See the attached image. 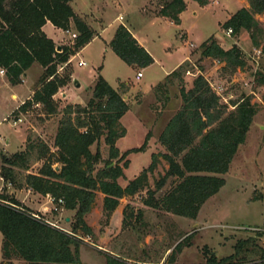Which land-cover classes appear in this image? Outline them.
Instances as JSON below:
<instances>
[{
    "label": "trees",
    "instance_id": "1",
    "mask_svg": "<svg viewBox=\"0 0 264 264\" xmlns=\"http://www.w3.org/2000/svg\"><path fill=\"white\" fill-rule=\"evenodd\" d=\"M72 1L0 0V69L4 70L7 81L18 85L33 64L42 68L39 86L30 99L13 113L14 121L35 105H40L45 115H59L53 138L55 152H51L39 137L27 136L21 150L1 155L0 177L5 184L16 189L25 186L38 195H48L56 207L73 212L69 230H64L36 216L13 196L0 193L1 253L4 260L18 258L27 264H83L80 258L81 237L92 235L84 218L90 213L97 192L103 195V211L110 214L121 198L147 188L148 174L157 164L158 156L153 154L149 166L138 176L125 186L118 182L124 177L123 169L128 166L126 155L143 151L150 136L149 133L146 135L140 148L123 154L116 147L117 140L126 133L120 124V119L129 110L124 100L128 90L125 83L113 88L99 75L86 104L68 103L59 109L54 102L53 97L70 81L69 74H58V68L69 63L70 58L95 34L75 14L70 5ZM194 1L206 4V0ZM246 2L248 8L237 10L221 28L225 31L230 29L233 37H238L245 30L250 34L253 45L257 46L254 33L260 25L254 15L264 13V0ZM185 6L184 0H172L161 6L159 15L179 24V16ZM47 21L64 31L69 30L72 24L77 32L73 45L60 46L57 51L58 45L41 30ZM109 47L127 65L144 68L153 63L150 54L123 25L115 29ZM200 55L224 63V70L244 65L236 45L224 50L212 38L200 45ZM189 69L190 62L183 61L154 88L156 97H162L166 102L169 87L176 85L182 107L158 138L166 150L160 156L168 167L155 182L154 190H148L144 204L194 219L201 206L224 185L221 176L228 172L239 146L245 142L257 110L250 98L244 96L233 102L230 110L201 74H196L191 87L186 89L185 73ZM259 83L264 85V76L260 77ZM93 145L96 146L94 152L91 151ZM39 161L42 164L38 172H28L32 164ZM130 217L131 213L124 210V224ZM255 235L236 241L233 252L223 258L218 259L205 248V264L246 262L256 251H260L264 259V250L257 245V238L262 233ZM180 247L181 242L174 249L179 250Z\"/></svg>",
    "mask_w": 264,
    "mask_h": 264
},
{
    "label": "rangeland",
    "instance_id": "2",
    "mask_svg": "<svg viewBox=\"0 0 264 264\" xmlns=\"http://www.w3.org/2000/svg\"><path fill=\"white\" fill-rule=\"evenodd\" d=\"M170 1L73 0L70 4L75 14L95 33V38L75 53L69 63L58 68V74H69L70 81L53 97L54 102L59 109L68 103L86 104L99 75L113 88L125 83L128 90L124 100L129 110L120 119V124L126 133L117 140L116 147L123 154L140 148L146 135L149 133L150 136L143 151L126 155L128 166L123 169L124 177L118 182L125 186L149 166L153 154L158 156L154 171L148 174L147 188L121 198L110 214L103 211V195L97 192L92 209L84 218L92 235L81 237L80 258L83 264H205V248L218 259L223 258L233 252L236 241L254 237L257 232L262 233L257 238V245L264 250V85L259 83L260 77L264 76V13L254 15L260 25L254 33L257 42L254 46L247 31L242 30L238 37H233L221 28L232 14L243 7L242 4L248 6L246 0H206L204 5L184 0L186 6L179 16V24L159 15L161 6ZM119 25L129 29L150 54L153 59L151 65L144 68L130 66L115 55L109 41ZM45 33L60 42V45L57 44L59 47L72 46L75 39L70 34L77 35L72 24L69 33L61 29L53 30L52 27H47ZM210 38L224 50L236 45L244 65L224 70V63L202 58L200 45ZM186 57L191 68L185 73L186 89L191 87L195 75L201 74L230 110L233 109L232 103L242 96L249 97L257 110L245 142L239 146L228 172L221 176L224 185L201 206L194 219L144 204L148 190H154L155 182L168 167L160 156L166 150L158 138L168 121L182 107L176 85L169 87L166 102L162 97H156L154 88ZM79 61L84 65L78 66ZM137 72L142 75L139 79L135 78ZM41 74L37 64L29 68L26 82L21 78L17 85L19 98L28 94L29 88L39 86ZM74 81L79 83L78 87ZM14 103L8 90L5 87L0 89V118ZM58 118L59 115H45L42 107L35 105L15 122L13 115L1 120L0 165L1 155L22 149L27 136L39 137L51 152H55L53 138ZM95 149L93 145L91 151ZM41 164V161L32 164L28 172L37 173ZM27 189L25 186L16 189L4 183L0 193L22 200L24 203L20 202L29 206L26 208L36 216L43 217L53 226L69 230L72 211L58 208L48 196L33 191L28 193ZM124 210L131 213L126 224L123 222ZM1 242L0 234V264H27L18 258L4 260ZM179 242L180 249H174ZM260 254L256 251L246 262L236 264H264Z\"/></svg>",
    "mask_w": 264,
    "mask_h": 264
},
{
    "label": "crops",
    "instance_id": "3",
    "mask_svg": "<svg viewBox=\"0 0 264 264\" xmlns=\"http://www.w3.org/2000/svg\"><path fill=\"white\" fill-rule=\"evenodd\" d=\"M242 6L244 7V8H248V6H246V5H244V4H242ZM47 27H52V29L53 30H59L58 28H56V27H54L49 21H47L43 26H42V28H41V30H42V32L46 35V37H48V35L45 33V29L47 28ZM129 30V29H128ZM68 32H69V30H68ZM129 32L132 34V32L129 30ZM132 36L135 38V36L132 34ZM48 38H50V37H48ZM95 38V37H94ZM55 44H59L60 45V42H58V41H55V40H53L52 38H50ZM93 40V39H92ZM137 42H138V40H137ZM140 44V43H139ZM87 45V44H86ZM86 45L84 46V47H82L80 50H78L77 52H76V54L78 53V52H80L81 50H83L85 47H86ZM141 45V44H140ZM75 54V55H76ZM74 55V56H75ZM74 56H72L71 58H73ZM187 59V57L184 59V61ZM181 63H182V61H181ZM180 63V64H181ZM33 66V65H32ZM38 67H39V70L42 72V68L38 65ZM29 70V69H28ZM28 70L24 73V75L22 76V80L24 79V81L23 82H26V78H27V74H28ZM141 77H142V75H141ZM140 77V78H141ZM3 87H5L6 88V90H8V92H9V97L13 100L14 99V101H15V103H14V106H12L6 113H4V115H2L1 116V118H0V122H1V120L2 121H4L5 119H8V118H10V116H12L13 115V113L18 109V107L20 106V105H22L25 101H27L28 99H30V97L32 96V94H33V92L37 89H31V88H29L28 90V94L26 93V95H22L20 98L18 97L19 96V94L17 93V85H11L8 81H7V79H6V77H5V75L3 74V75H0V89H2ZM67 87V86H66ZM60 95H64V94H60ZM19 98V99H18ZM21 115V114H20ZM19 115V116H20ZM19 116H18V118H19ZM15 122V121H14ZM23 148V147H22ZM21 150V149H20ZM0 180H1V182H2V185H1V187L0 188H2L3 186H4V181L2 180V178L0 177ZM27 192L28 193H30L31 192V190L30 189H27ZM36 195V194H35ZM37 196V195H36ZM48 196V195H47ZM46 196V197H47ZM48 198L49 199H51L49 196H48ZM20 201H22V200H20ZM19 201V202H20ZM21 203V202H20ZM22 203H24L23 201H22ZM21 203V204H22ZM23 206H25V207H28L29 208V206H27L26 204L24 205V204H22Z\"/></svg>",
    "mask_w": 264,
    "mask_h": 264
},
{
    "label": "built area",
    "instance_id": "4",
    "mask_svg": "<svg viewBox=\"0 0 264 264\" xmlns=\"http://www.w3.org/2000/svg\"><path fill=\"white\" fill-rule=\"evenodd\" d=\"M66 33H69L68 30H66ZM226 33L229 35V34L231 33V30L228 29V30L226 31ZM70 37L73 38V39H75V38H76V34H75V33H71V34H70ZM82 65H84V62L79 61V62H78V66H82ZM2 74H4V70H3V69H0V75H2ZM140 77H141V73H140V72H137L135 78H136V79H139Z\"/></svg>",
    "mask_w": 264,
    "mask_h": 264
},
{
    "label": "water",
    "instance_id": "5",
    "mask_svg": "<svg viewBox=\"0 0 264 264\" xmlns=\"http://www.w3.org/2000/svg\"><path fill=\"white\" fill-rule=\"evenodd\" d=\"M59 50H60V47L58 46V47H57V51H59ZM74 84L76 85V87L79 86V83H78L77 81H74Z\"/></svg>",
    "mask_w": 264,
    "mask_h": 264
}]
</instances>
